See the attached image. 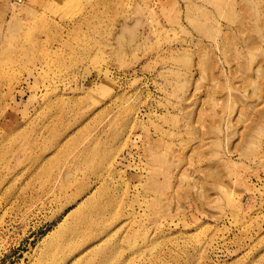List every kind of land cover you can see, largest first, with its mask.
I'll use <instances>...</instances> for the list:
<instances>
[{
	"label": "rangeland",
	"instance_id": "rangeland-1",
	"mask_svg": "<svg viewBox=\"0 0 264 264\" xmlns=\"http://www.w3.org/2000/svg\"><path fill=\"white\" fill-rule=\"evenodd\" d=\"M0 264H264V0H0Z\"/></svg>",
	"mask_w": 264,
	"mask_h": 264
},
{
	"label": "bare ground",
	"instance_id": "bare-ground-1",
	"mask_svg": "<svg viewBox=\"0 0 264 264\" xmlns=\"http://www.w3.org/2000/svg\"><path fill=\"white\" fill-rule=\"evenodd\" d=\"M91 192H92V191H90V192L87 194V197H86V199H85L84 201L78 203L80 207L83 206L84 203H86L85 201H87V200L90 201V200H91V196H90ZM94 195H95V192H94ZM94 195H93V198H94ZM87 202H88V201H87ZM78 223H79V224H81V223L83 224L84 221H82V219H81V220L78 221ZM86 227H91V225H86ZM94 242H96V241H94ZM93 244H94V243H93ZM101 258H102V257H101ZM103 258H104V256H103ZM105 258H107V257L105 256Z\"/></svg>",
	"mask_w": 264,
	"mask_h": 264
}]
</instances>
